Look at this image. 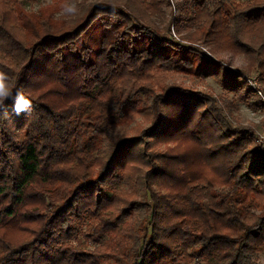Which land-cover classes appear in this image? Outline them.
<instances>
[{"label": "trees", "instance_id": "16d2710c", "mask_svg": "<svg viewBox=\"0 0 264 264\" xmlns=\"http://www.w3.org/2000/svg\"><path fill=\"white\" fill-rule=\"evenodd\" d=\"M38 1L0 0V71L32 99L0 113V264H256L264 144L161 74L262 108L186 42L245 54L264 84V0H183L179 40L154 20L165 0H77L67 18ZM137 116L150 126L130 135Z\"/></svg>", "mask_w": 264, "mask_h": 264}, {"label": "rangeland", "instance_id": "374dc122", "mask_svg": "<svg viewBox=\"0 0 264 264\" xmlns=\"http://www.w3.org/2000/svg\"><path fill=\"white\" fill-rule=\"evenodd\" d=\"M88 1L92 2L94 0ZM49 2V0H39L38 4ZM165 2L166 3L162 8L163 15L159 18L154 17V20L159 27L163 26L169 20L172 21L174 26L170 30L171 36L179 40L183 33L182 24L179 22V19L182 18L179 10L183 0H165ZM38 4L33 5L32 9H36ZM28 5L29 4L26 3L27 8ZM58 13H56V15ZM186 43L187 46L199 49L212 60L219 63L222 69L239 75V79L244 82L245 88L250 91V94L258 99L259 103L264 104L261 97L251 87V84H254L256 88L260 89L264 97V84L261 80L259 68L253 64H250L245 54L229 50H218L215 47H212L210 44L199 41H188ZM161 83L162 85L176 84L186 90L199 92L213 97L217 105L223 110V113L233 125L237 123L252 127L255 131L257 141L263 142L264 144V106L262 108H256L253 110L247 108L243 104H238V106L235 108V106H232V103L230 102L232 101L231 95L225 93V91L222 90L220 83L213 76L198 78L183 73H162ZM149 126L150 122L148 120H144L143 118L137 116L127 126V130L129 131L130 135H135L137 133L140 134ZM141 137L143 138L144 142L148 141L146 136ZM165 147L166 145L162 144L156 148V151H162L165 149ZM255 263L264 264L263 253H258L256 255Z\"/></svg>", "mask_w": 264, "mask_h": 264}, {"label": "clouds", "instance_id": "9594fccd", "mask_svg": "<svg viewBox=\"0 0 264 264\" xmlns=\"http://www.w3.org/2000/svg\"><path fill=\"white\" fill-rule=\"evenodd\" d=\"M80 9L77 0H65L58 17H75ZM13 101L12 111L17 115L30 112L32 99L27 96L23 88L17 87L15 81L4 71H0V113H7L6 101Z\"/></svg>", "mask_w": 264, "mask_h": 264}, {"label": "built area", "instance_id": "2783aa9c", "mask_svg": "<svg viewBox=\"0 0 264 264\" xmlns=\"http://www.w3.org/2000/svg\"><path fill=\"white\" fill-rule=\"evenodd\" d=\"M251 84V83H250ZM251 87L254 89V91L261 97V99L263 100L262 102H264V97L262 92L260 91V89L256 88L254 84H251Z\"/></svg>", "mask_w": 264, "mask_h": 264}]
</instances>
